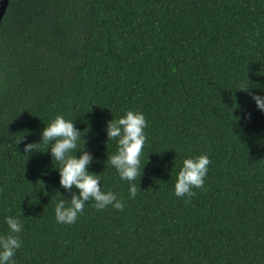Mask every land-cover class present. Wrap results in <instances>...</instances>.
<instances>
[{
  "label": "trees",
  "instance_id": "1",
  "mask_svg": "<svg viewBox=\"0 0 264 264\" xmlns=\"http://www.w3.org/2000/svg\"><path fill=\"white\" fill-rule=\"evenodd\" d=\"M241 85L264 96V0H8L0 235L19 218L14 264H264V112ZM129 110L148 123L135 198L107 159V122ZM58 114L85 130L88 171L123 211L89 201L74 224L56 221L71 198L60 165L51 144L24 146ZM202 154L204 190L177 197L183 160Z\"/></svg>",
  "mask_w": 264,
  "mask_h": 264
},
{
  "label": "clouds",
  "instance_id": "2",
  "mask_svg": "<svg viewBox=\"0 0 264 264\" xmlns=\"http://www.w3.org/2000/svg\"><path fill=\"white\" fill-rule=\"evenodd\" d=\"M239 91L250 95L256 107L264 112V96L251 92L247 85H241ZM147 126L145 116L139 111L132 110L127 111L119 119L109 120L106 126L107 141L118 139L117 152L107 159L118 172L120 179L129 182L128 191L131 198H135L138 191L134 182L143 175L140 157L146 142L144 129ZM82 133L84 137L85 130H78L73 121L58 114L43 128L40 142L27 143L24 146V153L31 154L39 152L37 149L41 144H51L49 149L52 159L60 165L57 169L60 186L71 194L70 199H61L55 206V219L58 223L74 224L79 215L83 214L85 204L89 201H93V207L97 211L108 206L118 211L124 209L123 199H118L112 191L102 190L100 175L88 171L93 157L85 148L87 141L83 139ZM80 139L85 142L83 148L78 147ZM21 141L22 139L18 143ZM77 152L81 153L79 157L76 155ZM210 163V159L203 154L184 159L175 182V195L187 197L190 202L196 195L194 189L204 190ZM74 189L78 190V195ZM5 222L9 231L5 235H0V264H14L13 257L22 246L20 233L23 224L15 216L5 217Z\"/></svg>",
  "mask_w": 264,
  "mask_h": 264
},
{
  "label": "water",
  "instance_id": "3",
  "mask_svg": "<svg viewBox=\"0 0 264 264\" xmlns=\"http://www.w3.org/2000/svg\"><path fill=\"white\" fill-rule=\"evenodd\" d=\"M8 0H0V20L3 16V13L5 11L6 5Z\"/></svg>",
  "mask_w": 264,
  "mask_h": 264
}]
</instances>
